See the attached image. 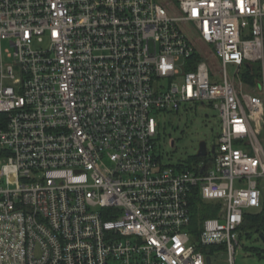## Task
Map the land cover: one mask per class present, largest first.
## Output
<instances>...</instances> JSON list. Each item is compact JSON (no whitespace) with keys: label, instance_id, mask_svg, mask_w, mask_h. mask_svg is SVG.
Wrapping results in <instances>:
<instances>
[{"label":"built area","instance_id":"1","mask_svg":"<svg viewBox=\"0 0 264 264\" xmlns=\"http://www.w3.org/2000/svg\"><path fill=\"white\" fill-rule=\"evenodd\" d=\"M176 1L0 0V264L236 263L264 205V0ZM197 103L216 144L163 163L158 115ZM194 189L217 204L195 230Z\"/></svg>","mask_w":264,"mask_h":264},{"label":"rangeland","instance_id":"2","mask_svg":"<svg viewBox=\"0 0 264 264\" xmlns=\"http://www.w3.org/2000/svg\"><path fill=\"white\" fill-rule=\"evenodd\" d=\"M167 8L169 14L174 16L181 15L180 8L176 0H156ZM180 27L193 42L200 55L208 56L212 63V70L218 73L220 62L213 55L212 46H208L201 41L197 30L190 22H179ZM181 61H178L180 64ZM229 73L233 75L232 66L227 67ZM157 136L155 147L161 160L165 164L186 163V161L198 151L199 142L205 141L207 148L211 151L213 145L217 142V136L221 130V120L218 110L207 103L187 104L181 107L177 112L161 113L157 117ZM196 160V159H195ZM256 209L248 212L252 213ZM242 232V231H241ZM240 232V244L235 253V264H264V258L259 257L253 251L258 248L264 255V241L260 235L251 232L250 236ZM212 264H226L224 259L225 253L217 247H212Z\"/></svg>","mask_w":264,"mask_h":264},{"label":"trees","instance_id":"3","mask_svg":"<svg viewBox=\"0 0 264 264\" xmlns=\"http://www.w3.org/2000/svg\"><path fill=\"white\" fill-rule=\"evenodd\" d=\"M199 58L200 57L198 55L196 54L193 55L191 59H189L188 61L189 64L185 70L193 69L195 67L196 60H198ZM246 78L249 79L248 76H246ZM197 158H198L197 155H193L186 161V163L190 165V163L195 162V159ZM181 165L184 166L185 164H181ZM194 195H195V189L193 191V194L190 195L191 196L190 210H192L191 224L193 229L195 230V228L197 227V223L200 219L203 218L205 219L206 217H213L217 215V211H216L217 204L213 202H203L202 200H200L198 196H194ZM242 222L243 224L240 227L242 231L241 233H246V235H248L249 237L251 232H255L257 235H260L262 238V236H264V205L252 213L246 211L244 216V221ZM252 248L253 251L259 255V257L264 258V255H262L259 252L260 250L258 248H254V247Z\"/></svg>","mask_w":264,"mask_h":264},{"label":"water","instance_id":"4","mask_svg":"<svg viewBox=\"0 0 264 264\" xmlns=\"http://www.w3.org/2000/svg\"><path fill=\"white\" fill-rule=\"evenodd\" d=\"M198 151H197V155L198 156H205L206 155V143L204 140L201 139V141L199 142V145H198ZM262 239L264 241V236H262ZM207 263L209 264L210 263V258L207 257Z\"/></svg>","mask_w":264,"mask_h":264}]
</instances>
